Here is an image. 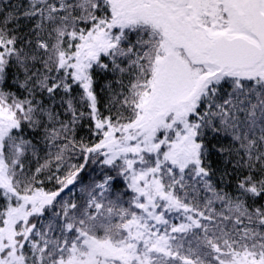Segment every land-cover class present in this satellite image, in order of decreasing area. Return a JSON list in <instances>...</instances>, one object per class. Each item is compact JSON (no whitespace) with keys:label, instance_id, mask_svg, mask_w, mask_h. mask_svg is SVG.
I'll use <instances>...</instances> for the list:
<instances>
[{"label":"snow or ice","instance_id":"1","mask_svg":"<svg viewBox=\"0 0 264 264\" xmlns=\"http://www.w3.org/2000/svg\"><path fill=\"white\" fill-rule=\"evenodd\" d=\"M0 264H264V0H0Z\"/></svg>","mask_w":264,"mask_h":264}]
</instances>
